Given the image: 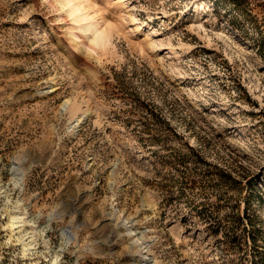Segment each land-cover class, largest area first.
Returning a JSON list of instances; mask_svg holds the SVG:
<instances>
[{
    "label": "rangeland",
    "instance_id": "obj_1",
    "mask_svg": "<svg viewBox=\"0 0 264 264\" xmlns=\"http://www.w3.org/2000/svg\"><path fill=\"white\" fill-rule=\"evenodd\" d=\"M74 4L0 0V264H264V0Z\"/></svg>",
    "mask_w": 264,
    "mask_h": 264
},
{
    "label": "bare ground",
    "instance_id": "obj_2",
    "mask_svg": "<svg viewBox=\"0 0 264 264\" xmlns=\"http://www.w3.org/2000/svg\"><path fill=\"white\" fill-rule=\"evenodd\" d=\"M64 9L65 13L69 17H73L74 21L83 22L89 18V16L81 15L76 16L77 13L81 12L80 6L74 4L76 0H56ZM59 5V6H60ZM76 14V15H75ZM84 24V23H82ZM74 40H80V47L84 46L88 48V43L94 45L104 46L109 39V34L106 32H100L99 29L92 30V25L81 26L79 32L72 34ZM79 46V44H78ZM74 48V47H73ZM77 48V47H75ZM90 49V47L88 48ZM76 52V51H75ZM77 53V52H76ZM75 54V53H74ZM77 55V54H76ZM74 109V108H73ZM76 110V109H75ZM84 116L78 118V124L82 122ZM14 178L16 186H21L23 183L24 175L17 169L14 168ZM64 236L66 237V245L70 244L73 240V235L70 230H64Z\"/></svg>",
    "mask_w": 264,
    "mask_h": 264
}]
</instances>
